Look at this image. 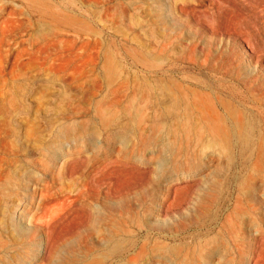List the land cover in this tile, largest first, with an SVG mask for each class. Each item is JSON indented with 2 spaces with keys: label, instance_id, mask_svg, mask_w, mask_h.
Wrapping results in <instances>:
<instances>
[{
  "label": "rangeland",
  "instance_id": "374dc122",
  "mask_svg": "<svg viewBox=\"0 0 264 264\" xmlns=\"http://www.w3.org/2000/svg\"><path fill=\"white\" fill-rule=\"evenodd\" d=\"M0 264H264V0H0Z\"/></svg>",
  "mask_w": 264,
  "mask_h": 264
},
{
  "label": "bare ground",
  "instance_id": "6f19581e",
  "mask_svg": "<svg viewBox=\"0 0 264 264\" xmlns=\"http://www.w3.org/2000/svg\"><path fill=\"white\" fill-rule=\"evenodd\" d=\"M112 82V81H111ZM186 93V92H185ZM143 111V110H142ZM158 111V110H157ZM168 116V115H167ZM164 117V116H163ZM245 132V131H244ZM238 137V136H237ZM236 137V138H237ZM169 140H170V138H169ZM233 140V139H232ZM236 140V139H235ZM244 141V140H243ZM251 141V140H250ZM233 142V141H232ZM243 143V142H242ZM242 143H240V144H242ZM184 146V145H183ZM242 147V146H241ZM183 148V147H182ZM250 148V147H249ZM247 150V149H246ZM166 153V152H165Z\"/></svg>",
  "mask_w": 264,
  "mask_h": 264
}]
</instances>
